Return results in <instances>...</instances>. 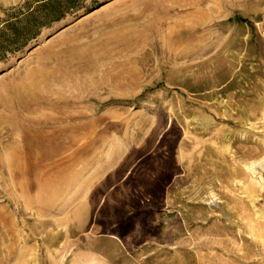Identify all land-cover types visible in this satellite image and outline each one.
<instances>
[{
    "label": "rangeland",
    "instance_id": "obj_1",
    "mask_svg": "<svg viewBox=\"0 0 264 264\" xmlns=\"http://www.w3.org/2000/svg\"><path fill=\"white\" fill-rule=\"evenodd\" d=\"M263 158L264 0H86L0 61V264H264Z\"/></svg>",
    "mask_w": 264,
    "mask_h": 264
},
{
    "label": "trees",
    "instance_id": "obj_2",
    "mask_svg": "<svg viewBox=\"0 0 264 264\" xmlns=\"http://www.w3.org/2000/svg\"><path fill=\"white\" fill-rule=\"evenodd\" d=\"M85 2L25 0L18 6L3 9L4 17L0 18V61L24 50L44 30L84 9Z\"/></svg>",
    "mask_w": 264,
    "mask_h": 264
},
{
    "label": "bare ground",
    "instance_id": "obj_3",
    "mask_svg": "<svg viewBox=\"0 0 264 264\" xmlns=\"http://www.w3.org/2000/svg\"><path fill=\"white\" fill-rule=\"evenodd\" d=\"M259 163H260V164L262 163V164H261V166H262V165L264 164V158H263V160H262V161L260 160V162H259Z\"/></svg>",
    "mask_w": 264,
    "mask_h": 264
}]
</instances>
